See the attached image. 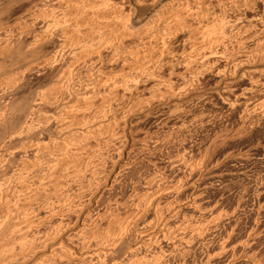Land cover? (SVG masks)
<instances>
[{
    "label": "bare ground",
    "instance_id": "bare-ground-1",
    "mask_svg": "<svg viewBox=\"0 0 264 264\" xmlns=\"http://www.w3.org/2000/svg\"><path fill=\"white\" fill-rule=\"evenodd\" d=\"M3 1L0 6L16 7L21 15L26 5L34 4L31 16L40 19V27L36 30L33 21L18 30L13 21H0V75H5L0 80V264H62L63 258L75 260L79 255L82 263H94L127 238L137 243L116 264H195V254L204 247V264H212L221 254L226 264H234L239 245L247 251L257 243L260 233L248 235L239 245L220 236L216 248L209 247L229 215L204 206L201 186L214 165L209 162L191 172L194 160L185 141L184 152L169 156V164L192 170L180 173V169L178 175L176 169L178 177L168 181L162 177L164 169L161 175L143 179L147 186L141 200L135 191L137 197L131 195L124 206L119 205L122 210L118 207L111 215L110 208L105 214L107 226H112L113 216L120 231L114 230L112 238L110 227L107 231L103 227L102 234L106 231L109 239L105 249H94L88 236L97 228L91 232L95 226L87 223L93 211L99 214L116 184L118 166L110 173V163L125 158L127 167L135 153L134 127L142 109L167 105L165 109L183 112L216 96L228 111L252 112V118L263 122L264 109L258 107L264 103V0ZM258 2L263 3L261 15L252 11ZM147 3L160 8L135 27L137 8H147ZM251 38L258 50L245 46ZM231 39L238 49L229 52L226 43ZM235 49L251 51L247 59L243 57L247 64L236 63ZM206 72H214L218 79L216 92H205L200 81ZM170 100L175 103L166 104ZM145 140L144 144L150 141ZM77 223L78 230L73 227ZM94 223L98 225L97 220ZM161 241L170 246H160ZM156 244L159 247L152 251Z\"/></svg>",
    "mask_w": 264,
    "mask_h": 264
},
{
    "label": "rangeland",
    "instance_id": "rangeland-1",
    "mask_svg": "<svg viewBox=\"0 0 264 264\" xmlns=\"http://www.w3.org/2000/svg\"><path fill=\"white\" fill-rule=\"evenodd\" d=\"M167 1H169V0H166V2ZM148 2H150V0H148ZM1 3L3 4L4 1L3 0L0 1V4ZM132 3L133 4H131V5L136 7L134 1H132ZM149 4L150 3H147V5H149ZM151 4L149 5L150 7L146 5L147 8L144 6L142 8L143 10L141 8H137V10H138L137 15L138 16L136 15V17H135V22L137 20V22L135 23V25H136L135 27H139V26L144 25L155 14V12L160 8L159 5L158 6H152ZM258 4H259V2L257 3V6H255L256 4L254 5L253 9L255 8V10L252 9V11L256 12L257 14L260 13V15H261L262 14L261 11L263 10V7H262L263 3L260 2L261 5L260 4L258 5ZM1 6H0V21L1 20H2V22L3 21H9V20H10V22L13 21L12 23H15L14 25L18 30L21 29L25 25L27 26L30 22L31 23L28 26H32L35 22H37L35 24L36 26H33V27L36 30H38L37 28L40 27L39 26L40 19L38 21H36L33 18L34 16H31V14L34 15V13H35L34 11L36 9L35 7H33L34 4L26 5V11H24L22 13V15H21L20 10L17 9L16 7L8 8V6H4V7L2 6V8H1ZM261 8H262V10H261ZM28 10H31V11L26 13ZM256 13H254V14H256ZM20 16H24V18L26 20L22 19L24 21L23 22H22V20L20 21V19H19ZM31 18L33 20H31ZM48 19H50V18L48 17ZM139 19H141V20H139ZM33 21H34V23H33ZM138 24H140V25H138ZM26 26H25V28H26ZM257 31H259V28L257 29ZM233 40L231 39V41L230 40L228 41L229 43L228 42L226 43V46L228 44H230V46L228 45V47H227L229 52H232L233 48H236V47H234L235 42ZM254 40H256V39L253 38V41H252V38H251V40L249 39V42L247 41L246 42L247 45H245L248 48L252 47V49L250 48L251 51L258 50V48L254 49V46L256 47V44H253L256 42ZM248 43H249V46H248ZM236 49H238V48H236ZM236 49L234 50L233 54L231 53L233 57L234 56L236 57V63L241 62V63L247 64V62H244L245 58L247 59V57H245V55L247 56V54H249L251 51L249 52V49H247L248 51L246 50V52L244 53L241 49L240 50H236ZM240 51H242V52H240ZM242 55H244V56H242ZM240 56H242V57H240ZM243 57H245V58H243ZM262 61L264 62V60H262ZM4 70H5V68L3 69V71ZM3 73H1V75H0V80L3 77H5V75H3ZM202 76L205 78L203 79V77H201L200 82H204L203 84L202 83L201 84L205 88H207L206 90H208L205 92H216L217 86H215V84L218 81V79L216 78L214 72H212V74H211V72H206ZM170 102H173L172 105L175 103L173 100H170L166 104H168ZM263 104L264 103H261V105L259 106L260 108L258 107L259 111L264 109ZM172 105H170V106H172ZM196 105L195 106H188V108H185L187 111L184 109L183 112L177 111L176 109H174V111H173L172 108H170V109L166 108L165 109V106H167V105H155V106H152V108H150V109L145 108L147 110L142 109L143 111L141 110V112H139L137 114L138 117H141V118H139V121H137V124L135 125L136 128L134 127V133L135 134H134L133 142L135 141L134 144H136L135 145L136 151L134 150L135 153H133L131 155L132 156V157H130L131 160L129 159L127 167L125 166L126 168L124 167V162H126L125 158L123 160H119V161H115L114 163L113 162L110 163V173H112L116 169V167L118 166L115 173L119 172V174L117 176V181H119V182L116 181V184H115L113 190H111L110 194L107 195L108 197L106 196L107 198H105L104 203H102L100 205L99 214H98V210H96V212L93 211L95 213L92 212V214H91L92 217L90 216V218L94 219L95 221L94 220L92 221L89 218L90 220H88V223H87L88 224L87 226H90V225H92L90 227L95 226V228H92L93 230L92 229L90 230L91 232L97 228L96 229L97 231L94 232L95 236L93 235V232L91 233L90 231L89 232L91 233L92 236L91 237L88 236V235H90L89 232L87 235L88 238H90L91 242L92 241L96 242V243L92 242L93 244L96 245V246L94 245V249H99V250L105 249L106 248L105 244H108V241H109L105 232L107 231V229L110 226H107L109 221L105 217V214L109 212L110 208H111L110 209L111 215H113V213L117 211L118 207L120 210H122L123 208H121V206L123 204H125L126 201L127 202L129 201L128 199H130L131 195L132 196L135 195L136 197L138 195V198L140 196L139 200H141L144 197L143 195L145 194V192H144L145 189L143 190V188H145V186H147L145 183H143V182L147 181L146 179H148V178L152 179V178L156 177L157 175H161L160 171H162V173H164L163 171L165 169V171H167V172H165L164 174H166V173L167 174L166 175L162 174V177L166 178V180H168V181H173L178 177V175H180V173H183V170L186 173H188V171L190 172L192 169L194 171L192 170L191 172H197L198 170H200L201 167H203V165L210 162V163H213L214 168L211 169L213 172V174H211L212 176L210 175L209 177H207L206 180L203 181V185L201 186L202 187L201 189L203 191L202 192L203 193V200H205L203 202H205L206 205L204 203L203 204L205 207L207 206V209L211 208V207L213 208V206H214V207L218 208L219 210H223V211L225 210L224 212H226L227 215H229V216L225 217V222L223 221V224L220 225V227L218 229V233L217 234L215 233L216 235H214V236L217 240L214 238H213L214 239L213 240L212 237H211V240H209L210 242L212 241V243L213 244L215 243V244L212 245V243H210L209 241H208V243H210V244H208V243L207 244L211 245V246H209L210 248L213 246L215 247L220 243V239L221 238L223 239L225 237L224 239L227 238L226 240L232 238L231 239L232 242L234 241L235 242L234 244L239 245V244H241L240 241L245 239L248 235H250V234L255 235L256 233H260V234H256L258 241H257V243H255V245L252 246L254 251L252 250V248H250L251 250L249 249L246 251V249L244 250L242 248V246L239 245L240 247L238 249H240V252L237 250L238 253L235 252V254H233L234 255L233 261L236 258L234 261V264H264V120H263V122L262 121L257 122L254 117L252 118V115L254 116V113H252V112L250 114L247 113L244 115H242V111H240V110H239L240 112L238 111L239 113L237 112V110H235L236 112L235 111L230 112V111H228L229 109L226 108L225 105L221 102V100L216 96H214L213 99H211L205 105L204 104H201L202 106L200 104H196ZM152 110H153V112H152ZM164 111H165V113H164ZM149 112H151V113H149ZM153 113H155V114H153ZM163 114H165V115H163ZM203 114H204V116H203ZM186 115H188V116L185 117ZM168 116H169V118H168ZM242 116L245 117L246 119L245 118L241 119ZM165 117H167V118H165ZM181 117H182V119H184V123H183L182 119L180 121ZM203 117H204V120H203ZM252 120H253V122H255V121L256 122L253 123ZM252 123H253V125H252ZM164 134H165V137H164ZM153 135L154 136L156 135V136L154 137ZM144 136H146V137H144ZM151 137L153 138V140L154 139H157V140H154L155 142L153 143L152 142L153 140L151 139ZM158 137H159V139H158ZM0 138H1V132H0ZM147 138H148V140L151 139L150 140L151 143H150V141L147 140ZM169 138L171 139V141H169ZM142 139H144V140L146 139L148 141V144H144L143 143L144 140L142 141ZM140 140H141V142H140ZM146 140H145V143L147 142ZM167 140H168V142H167ZM163 141L165 142L164 144H163ZM173 141H174V144L172 143ZM183 142L185 143L187 148L185 147ZM159 143H161V145ZM150 144H151V146H150ZM157 144H159V145L157 146ZM162 144L164 146H166V149L164 146L162 147ZM181 144L184 145V147ZM142 145H144V146H142ZM145 145H146V147H145ZM147 145H148V147H147ZM168 145H171L170 148H173V149H170ZM172 145H173V147H172ZM177 146H179V148ZM189 146L192 148V151H191V148ZM167 147H168V149H167ZM181 147H183V149H181ZM162 148H164V149H162ZM185 148L187 149V152L190 150L189 153H192L191 154L192 161L196 160L195 156L198 158L199 161L198 162H196L197 160L195 162L193 161L195 163L194 166H193V164H194L193 162H192V164H190V166L192 167V169H191V167L189 166L191 170H189V168L183 169L182 167H180V169L182 170L181 171L179 169L181 171L180 172L178 170V168H171L169 162H170L171 158H174L173 154L175 156H177V154H175V153H178L179 151H180V153H183ZM199 153H201V155ZM204 153H205V155H204ZM207 153L209 155H207ZM166 154H167V156H166ZM196 154H198V156ZM204 156L205 157L207 156L206 161L204 159ZM241 156L242 157L244 156V157L242 158ZM114 157H116V155H114ZM199 157H202L204 160L202 158L199 159ZM202 162H203V164H202ZM167 164H169V165H167ZM128 166H129V168H128ZM112 167H115V169H113ZM119 167H120V169H119ZM121 167H123V168L121 169ZM170 168H171V170H170ZM118 169H119V171H118ZM157 169H158V172H157ZM176 169H177V172L178 171L180 172V173L178 172L179 173L178 175H177ZM137 183H139V184H137ZM116 187H117V189H116ZM135 191L136 192L139 191V192H137V195H136ZM134 192H135V194H134ZM142 192H143V194H142ZM140 194H142V195H140ZM188 194H190V193H188ZM116 199H118V200L116 201ZM102 205H104V207ZM115 205H117V206H115ZM119 205H121V206H119ZM219 206L221 209L219 208ZM113 207H115L116 210L113 209ZM100 216L102 217L103 221H105V224L103 223ZM146 216L148 218L150 215L148 214ZM112 217L113 216H110V221L114 225L112 223H110V224H112V226L110 227V229H111L110 231L112 232L110 237L112 236V234L115 235L118 232V230L120 231V226H119V228L117 226L118 222L117 223L115 222L117 224L116 225L114 223V221H112V220H114ZM99 218L101 221L99 220ZM231 218H232V220H231ZM238 218H239V221H238ZM96 220L98 223V225L97 224L96 225L97 226L100 225L99 226L100 228L95 225L94 222H96ZM236 220H237V222H236ZM78 221H79L78 223L81 224L82 220L80 222V219H78ZM226 222L229 225L226 224ZM78 223H77V225L73 226L74 229L78 227L77 228V230H78L80 228V225ZM103 224H104V226H103ZM119 225H120V223H119ZM115 226H117V228ZM103 227L106 228V231L103 232V234H102V231L105 230ZM232 227H233V229H232ZM43 228H45V227H43ZM98 229L99 230L101 229V232L98 231ZM234 229H235V231H234ZM113 231L115 234L113 233ZM219 231L222 234L219 233ZM227 231H229V232H227ZM230 231H231V234H230ZM98 232L102 235H99ZM95 233L97 234V236H99V239L101 236L104 235V237H101L102 240L100 239L101 241H103L105 238L103 244L100 240L99 241L101 242V244L99 243L98 240L95 241V239H98ZM68 235L66 237H68ZM217 235H219V236H217ZM231 235L233 237H231ZM220 236H222V237H220ZM258 236L260 238H258ZM84 237H86V236H84ZM92 237H94V238H92ZM113 237L114 236H112V238ZM219 237H220V239H219ZM82 238L83 237H81L80 239H75V240H76V242H78V241H81ZM131 240H132V242H131ZM237 240H238V242H237ZM123 242H122L123 245L121 243V246H119L121 248L118 247L115 250V252L113 251L114 253L109 252V256L106 255L107 258L106 257L104 258L103 255H102V257L100 256V258L101 259L104 258L105 261L107 259L108 260V261H106L107 264L119 263L120 257H121V259H123V257H125V255H126L127 251L132 249V247H134V245L137 243L134 239H131V238H129V240L127 238ZM129 242H131L132 244H130ZM162 242H164V241H161L159 243L160 246L162 245V247H164V248L170 246L169 244H166V242H164V243H162ZM216 242L218 244H216ZM242 243H243V241H242ZM100 245H102V247H99ZM156 245H155V247L153 246L154 248L152 247L153 248L152 251H154L155 248L157 249L159 247V245H157V246ZM103 246H104V248H103ZM152 248L147 249V251L151 250ZM123 249H125V250H123ZM206 249L207 248H205V247L203 248V250L205 252L202 250V248L197 251L198 253L195 254V258H194L195 264H196L197 260H198V262H197L198 264H201L200 263L201 261H203L202 264H204V261L206 259L205 258L206 254L204 255V253H207ZM241 249H243V251ZM152 251H150V252H152ZM200 251L202 254L199 253ZM244 251H246V252H244ZM252 251L255 253L253 254ZM114 255L117 256V257H115L116 259L114 258ZM119 255H121V256H119ZM235 255H237V256L235 257ZM200 256L201 257L203 256V257L201 258ZM216 256L217 257L219 256L218 259ZM216 256L214 257V260L217 259L218 261L215 260L216 261L215 262L213 260L214 262H212V264L213 263L214 264H226V261H225L226 259L223 258L224 257L223 254L216 255ZM118 257H119V259H118ZM198 257H199V259H201L200 262H199V259H197ZM78 258H79V261H78ZM63 259L62 260L64 263L62 262V264H65V260H66L67 264H70V263L71 264H79V263L81 264L82 263L80 261V259H81L80 255L78 257L77 256L75 257V260L77 259V261H75L74 259L73 260H71V259L68 260L67 258L66 259L63 258ZM101 259H98L100 262L98 260L97 261L94 260V263L95 264L96 263L97 264H103L105 261L104 260L101 261ZM70 260H71V262H70ZM73 261L77 262V263H74ZM68 262H70V263H68ZM106 262L104 264H106ZM94 263L90 262L89 264H94ZM82 264H88V262L82 263Z\"/></svg>",
    "mask_w": 264,
    "mask_h": 264
}]
</instances>
